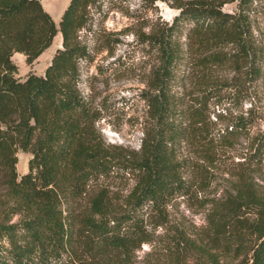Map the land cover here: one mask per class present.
Here are the masks:
<instances>
[{"label": "trees", "instance_id": "trees-1", "mask_svg": "<svg viewBox=\"0 0 264 264\" xmlns=\"http://www.w3.org/2000/svg\"><path fill=\"white\" fill-rule=\"evenodd\" d=\"M101 5L69 0L56 24L39 0H0V264H115L139 248L149 213L161 214L172 198L207 182L205 165L215 155L210 105L221 103L226 88L215 70L229 67L237 76L226 100L231 105L251 101L264 81V43L253 32L264 14L261 2L183 0L171 22L143 40L157 64L142 97L150 125L138 152L107 146L96 128L101 115L78 89L80 65L92 61L79 31ZM58 33L61 48L44 74L17 78L12 56L22 54L30 66ZM186 63L206 89L184 102L171 87ZM254 113L251 107L246 117L230 119L216 130L219 139L243 135ZM183 142L195 146L201 161L192 167L194 182L182 175L188 164L177 148ZM250 149L234 195L214 202L208 218L212 264H264V197L247 171L264 159V133ZM18 152L31 156L20 177ZM119 173L136 182L127 201L113 207L101 182Z\"/></svg>", "mask_w": 264, "mask_h": 264}, {"label": "rangeland", "instance_id": "rangeland-1", "mask_svg": "<svg viewBox=\"0 0 264 264\" xmlns=\"http://www.w3.org/2000/svg\"><path fill=\"white\" fill-rule=\"evenodd\" d=\"M39 1L48 8L56 5L57 12L61 8L64 10L69 2ZM181 1L102 0L101 10L96 12L92 9L85 28L79 31L80 40L87 46L92 61L80 65L78 89L101 115L96 128L107 146L138 152L150 125L148 107L142 97L149 91V73L157 64L154 48L143 44V40L153 29L171 22L178 12L175 7ZM259 1L264 7V0ZM231 8V5L223 6L224 10ZM56 14L53 20L57 24L60 17ZM253 32L264 43V14L255 18ZM181 42L184 50L189 52L185 35ZM59 48L61 36L58 33L51 46L30 66L22 54L15 53L12 61L18 67L17 78L23 80L29 73L42 76ZM215 71L217 80L226 83V88L221 91V103L210 105L209 122H212L215 155L213 164L205 165L207 182L201 188L194 186L192 194L172 198L161 214L149 213L146 219L147 241L130 254L118 257L115 264H212L207 256L215 254V250H210L208 222L213 203L224 202L225 198L234 195L240 174L248 168L245 160L251 153L252 140L264 133V81L251 101L231 105L226 100L233 89L231 83L237 76L229 67ZM191 72L189 63L182 65L171 87V93L184 102L201 96L206 89L198 83L200 76L194 80ZM251 107L256 118L251 128L234 139H219L216 130L240 114L246 117ZM195 152V146L188 142L177 148L178 158L188 164L182 175L191 182H194L192 169L201 163ZM30 157L28 153H17L16 172L19 177L27 173ZM247 171H251L254 189L264 197V159ZM135 182L129 174L119 173L101 184L110 204L119 207L127 201ZM245 218L252 219L253 216L248 214Z\"/></svg>", "mask_w": 264, "mask_h": 264}, {"label": "crops", "instance_id": "crops-1", "mask_svg": "<svg viewBox=\"0 0 264 264\" xmlns=\"http://www.w3.org/2000/svg\"><path fill=\"white\" fill-rule=\"evenodd\" d=\"M43 7H44L45 11H47V12L49 13V15L52 17V19H53V16H54L55 13H57L56 15H57L58 17H60L61 14H62V12H63V8H61V9L57 12V6H56V5H54V7H50V8L45 7V6H43Z\"/></svg>", "mask_w": 264, "mask_h": 264}]
</instances>
